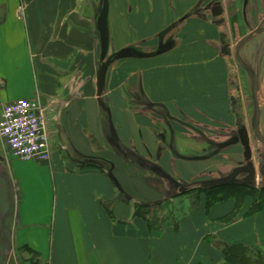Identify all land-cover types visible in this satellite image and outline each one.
Listing matches in <instances>:
<instances>
[{"label": "crops", "instance_id": "crops-1", "mask_svg": "<svg viewBox=\"0 0 264 264\" xmlns=\"http://www.w3.org/2000/svg\"><path fill=\"white\" fill-rule=\"evenodd\" d=\"M102 6L0 0V116L38 99L51 136L48 160L0 137V264H264V184L212 183L243 154L231 140L264 77V0H109L99 94ZM102 101L117 139L166 175L118 151ZM175 184L200 198L176 206Z\"/></svg>", "mask_w": 264, "mask_h": 264}, {"label": "built area", "instance_id": "built-area-1", "mask_svg": "<svg viewBox=\"0 0 264 264\" xmlns=\"http://www.w3.org/2000/svg\"><path fill=\"white\" fill-rule=\"evenodd\" d=\"M0 137L13 156L24 160L51 158V136L38 99L21 98L6 103L0 116Z\"/></svg>", "mask_w": 264, "mask_h": 264}, {"label": "flooded vegetation", "instance_id": "flooded-vegetation-1", "mask_svg": "<svg viewBox=\"0 0 264 264\" xmlns=\"http://www.w3.org/2000/svg\"><path fill=\"white\" fill-rule=\"evenodd\" d=\"M255 83L257 84L256 91L254 90ZM250 87L252 97L251 105L253 108V114L250 113L251 118H249L250 126L247 128L243 124L238 131L239 141L244 147L243 156L245 158L244 161L232 169L231 173L233 174L236 167H241L240 171L231 179V182L240 185L256 184L260 180L259 184L262 186L264 184V77H253ZM234 136L231 140L232 144L236 143ZM252 139L255 142L257 140L260 145H254L252 147ZM257 154L260 156L258 157ZM256 161L258 162L255 163ZM175 185L177 186L178 184Z\"/></svg>", "mask_w": 264, "mask_h": 264}, {"label": "water", "instance_id": "water-1", "mask_svg": "<svg viewBox=\"0 0 264 264\" xmlns=\"http://www.w3.org/2000/svg\"><path fill=\"white\" fill-rule=\"evenodd\" d=\"M108 6H109V0H103V6L100 12V15L98 16V29L100 33V46H101V65L99 68V73H98V92L99 94H102L105 88V83H106V74L108 67L111 63V58H108V51H109V36H108V27H107V16H108ZM167 46L163 45L162 42L160 41L159 47L156 52L148 55H140V54H135L128 52L127 50H121L116 54V58L118 57H124V56H149V55H155L158 53L163 52L166 50ZM254 90H257V84L255 83L254 85ZM86 163H91V164H96L97 166L104 168L108 171L109 175L111 178L118 184L120 187L118 181L116 180L115 176L113 175V166L112 164L102 158H97V157H87L84 160ZM241 169L238 168L234 174L224 178V179H219V180H214L212 183L218 184V183H227L229 182L234 175ZM179 186V192L185 193L188 190V186L185 184H178Z\"/></svg>", "mask_w": 264, "mask_h": 264}, {"label": "trees", "instance_id": "trees-1", "mask_svg": "<svg viewBox=\"0 0 264 264\" xmlns=\"http://www.w3.org/2000/svg\"><path fill=\"white\" fill-rule=\"evenodd\" d=\"M136 47H132L131 49H135ZM130 48H127V49H124V50H127L128 52H131V53H135V54H138L136 52H133L131 51ZM137 49V48H136ZM140 55H146L145 53L143 52H140L139 53ZM137 98L142 100L144 102V104L146 106H152V103L149 102V100L144 96H141L140 93L137 94ZM102 108H103V113L105 115V118L107 119V122L111 124V138L113 139V144L115 145V147L118 149V151L124 156L126 157L129 161H138V160H141L144 165L146 167H150V168H153V169H156L157 172L163 176V175H166L165 171L162 170L160 167L156 166L155 164L149 162L148 160L142 158L141 156H139L137 153L133 152L132 150L128 149L125 145H123L116 137V134H115V129L111 123V119H110V110H109V107L106 105V102L102 101Z\"/></svg>", "mask_w": 264, "mask_h": 264}, {"label": "rangeland", "instance_id": "rangeland-1", "mask_svg": "<svg viewBox=\"0 0 264 264\" xmlns=\"http://www.w3.org/2000/svg\"><path fill=\"white\" fill-rule=\"evenodd\" d=\"M212 4V3H211ZM255 48V47H254ZM254 48H253V46L251 47V53H252V58H253V60L255 59V57H254ZM253 114V112L251 111V112H248L247 114H249V118H251V114ZM240 115H241V113H240ZM249 126H250V123H249ZM238 131V130H237ZM234 138H236L235 139V141H236V143L235 144H233L234 146H236V145H240V146H242V144L240 143V141H239V134H238V132L236 133V135L234 136ZM254 145H256V146H259L260 144H259V142H257V140H256V142L254 143ZM254 145H253V147H254ZM243 149H244V147H243ZM244 154H242L241 156L242 157H239V158H234V163L235 164H238V163H241L242 161H244V156H243ZM257 156L259 157L260 155L259 154H257ZM257 160H258V158H257ZM258 161H256L255 163H257ZM237 169H235V171H236ZM240 171V170H239ZM238 171V172H239ZM237 172V173H238ZM234 174V173H233ZM224 174H221V176H223ZM236 175V174H235ZM234 175V176H235ZM186 185V184H185ZM190 185H192V184H190ZM186 186H189V185H186ZM174 191L175 192H177V190H175L174 189ZM186 193V192H185ZM177 193V194H181V196L182 197H180L178 200H175V205L176 206H179L178 204H182V203H187V202H185V200L186 199H193L194 198V200H197L198 198H200V195H199V190H192V191H190V192H188V193ZM259 193H260V191H257L256 193H255V196L257 197L258 195H259ZM186 195V196H183V195ZM175 205H173V204H171V203H169V206H165V207H162V208H155L154 209V213H155V217H157V218H159V219H161L159 216H161L162 215V217L164 216V215H170V211H174V207H175ZM160 211V212H159ZM148 212H150L151 213V210H149ZM169 212V213H168Z\"/></svg>", "mask_w": 264, "mask_h": 264}]
</instances>
